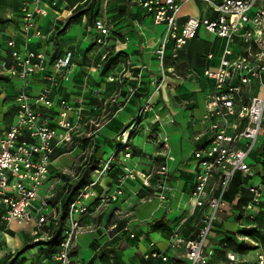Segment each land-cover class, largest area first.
<instances>
[{
  "label": "built area",
  "instance_id": "1",
  "mask_svg": "<svg viewBox=\"0 0 264 264\" xmlns=\"http://www.w3.org/2000/svg\"><path fill=\"white\" fill-rule=\"evenodd\" d=\"M189 1L208 4L217 14L216 19L191 16L181 24L176 17L179 4L175 0L141 2L154 17L155 24L164 26L156 51L161 66L170 43L180 50L194 40L201 29L228 41L230 45L240 38L246 46L244 54L237 59L234 51L227 47L223 51L219 70L205 71L206 77L214 82L213 88L205 94L207 112L203 123L209 125V141L207 146L193 154L199 161L200 171L191 202L194 209L207 208L208 212L202 217L195 240L186 242L176 234L170 239L168 249H185L190 264H238V255L232 252L218 260L217 252H223L224 248L214 247L209 238L222 222L218 214L225 209V197L238 174L249 180L256 176L263 178L261 185L249 188L253 200L243 207L244 214H250L253 204L264 199V192L261 191L264 189V173L261 175L255 165L247 162L264 139V7H258L264 0ZM48 7L59 9V1L31 0L23 6L20 26L22 49L17 48V35L11 36L6 42L10 55L0 59V71L11 82H19L17 119L10 126H0V209L6 210L1 223L6 231L16 233L26 228L22 225L31 228L36 242L50 239L46 229L61 215V206L55 204L49 194L40 195V191L50 178L56 150L72 141L74 132L81 128L84 121L85 109L83 105L75 109L58 95L61 83H69L73 77L74 54L69 52L64 57L55 58L51 64L53 70L49 72L46 55L30 47L35 40L44 37L39 21L49 16ZM256 7L258 9L254 11ZM95 29L100 33L96 43L105 45L112 36V28L104 20H97ZM208 58L212 60L213 55ZM166 76L167 71L162 68L160 79L152 82L155 92L162 89ZM40 80L45 85L37 96H33V86ZM143 89L140 82L135 90L130 91L138 93ZM152 107L150 100L143 99L142 110L145 113L151 112ZM55 108L59 110L58 128L46 118V110ZM70 112H74L73 118L69 116ZM153 118V122L160 121L158 116ZM128 137L127 132L123 133L125 140ZM164 142L167 144L168 140ZM116 164V154H113L93 170L96 180L78 192L69 204L60 246L50 256L45 246H36L37 251L28 264H74L71 253L83 230L82 217L91 216L104 206L118 202L124 195L122 184L113 193L100 196L96 193L102 178L110 174ZM125 171L120 177L122 182L136 178L134 167H127ZM163 171L168 170L164 167ZM214 179L218 180L219 187L211 190L210 183ZM160 189L158 197L167 201L173 189L168 186ZM214 192L216 194L211 195ZM91 200L93 202L88 204ZM231 219L236 220L233 213ZM125 230L130 231L129 228ZM131 237L134 238L133 235ZM151 247L154 248V245ZM145 258L165 263L169 261L168 253L156 250ZM258 262L264 264V254Z\"/></svg>",
  "mask_w": 264,
  "mask_h": 264
},
{
  "label": "crops",
  "instance_id": "2",
  "mask_svg": "<svg viewBox=\"0 0 264 264\" xmlns=\"http://www.w3.org/2000/svg\"><path fill=\"white\" fill-rule=\"evenodd\" d=\"M30 1H12L11 8L19 10L16 13L19 23L16 31L1 33L4 36L0 37V47L4 49L2 58L10 55V50L6 48L5 37L10 38L17 35V48L22 49L21 9ZM58 1L60 8L50 7L48 9L49 16L39 21L44 37L35 40L30 46L31 49L46 55L49 72L53 70L51 64L55 58L64 57L69 52L74 54L73 77L69 83H61L58 95L75 109L81 105L87 109L83 103V98L87 94L89 97L104 94L106 108L113 114V117L106 124L122 125L120 133L110 129L109 133L105 135L108 139V151H113L125 143L123 132L126 129L125 126L129 121L130 114L136 115V111L139 112L142 108L143 99L150 100L153 106L150 116H158L160 121L157 123L149 121V126L156 130L153 139H149V141L156 142L157 146L159 144V148L153 150L152 153L164 158L162 179L158 184L159 189L163 186L173 189L169 193L167 201H162L158 197L160 191L156 190L157 186L153 190V196L146 197L150 187V179L140 164V153L135 156L139 158V163L136 166L127 165L128 162L124 164L125 168L134 167L136 169L137 176L134 180L128 179L122 182L120 177L124 175L123 172H119L118 166L113 168L112 172L106 175L96 187L97 196L113 193L116 187L121 184L124 195L118 202L104 206L91 216L82 217L83 230L77 237L71 253L74 264H190L185 249L169 250L168 245L170 239L176 234L184 238L186 242L195 240L198 237L202 217L208 212L207 208L194 209L191 202L193 188L200 171L199 161L194 158L193 154L201 147L207 146L209 141V125L203 123L207 112L205 94L213 88L214 82L206 77L205 71L217 72L219 70L223 51L227 47L234 51L237 59L244 54L246 45L240 38H237L230 45L228 41L217 38L206 30L205 34H202L203 29H201L198 36L180 50L175 49L170 43L161 66L156 51L162 40L164 28L155 24L154 17L141 4L144 0H122L119 4L111 5L105 11L109 24L107 25L112 28V31L113 29H120L119 34L116 33L122 37H118L115 41L111 39L105 45H98L96 43L97 38H95V42L83 53V56L86 57V61H83L79 59L78 53L70 51L66 47L60 48V53L57 54L56 51L59 48L57 41L66 40L69 37L67 33L74 25L83 28L82 32L85 38H94L93 32L96 29L90 26L89 20L92 15L96 16V7L91 10L89 18L87 15H81L77 21L70 24L64 33L60 34L59 31L72 17L73 10L69 9L66 1ZM175 1L179 4L176 17L181 24L191 16L211 20L217 17L215 11L202 1ZM61 3L64 4L61 6ZM138 11L144 12L147 16L143 22L136 17ZM75 15L79 14L76 12ZM232 45H235V48L231 47ZM211 54L213 59L209 60L208 57ZM102 60L106 62L105 67L101 65ZM162 68L167 71V76L162 89L155 92L152 82L160 79ZM140 82L144 89L138 92L139 97L131 102L130 96L125 94ZM44 85L45 82L42 80L36 83L33 86L32 95L37 96ZM5 108L3 107V109ZM3 113L6 115L5 125L10 126L16 121L9 122L7 110ZM198 115L202 116L200 122L197 120ZM69 116L73 118L74 112H70ZM94 117L90 123L96 120ZM95 123L98 121L96 120ZM165 139L168 140L167 144L164 142ZM101 140L104 141V138ZM261 142L264 144V139ZM94 143L97 144L98 142L94 141ZM141 155H148V153L145 150ZM255 159V167L263 175L264 147L257 153ZM52 160V166L60 160H66L69 164L72 162L68 154L58 155L57 152ZM164 167L167 168V172L163 171ZM70 169H72V165L63 167L64 171ZM84 169L85 167H83ZM52 178L53 175L49 179ZM260 178L259 182L253 178L243 185L239 180L235 181L236 193L232 196L228 195V197L226 195V207L223 210V213L230 215L228 218L230 223L227 219H223L221 224L217 226V233H214L210 239V244L214 247L220 248L221 241L229 237V233H233L225 229V225H227L226 227L235 225L239 230L244 227V221L231 219L232 213L229 210L232 211V203L234 205L241 199L240 192L243 188L249 190L251 186L263 183V178ZM74 179L76 180V178ZM218 187V180H212L210 183L211 190L218 189ZM215 194L216 192L211 195ZM49 196L54 201V196L50 190ZM58 205L62 207L63 204L59 202ZM126 228H129L130 231H126ZM27 229L32 234L31 228H24L20 229L22 231L18 232L17 235L27 232ZM132 235L134 238L131 237ZM234 235L240 236L238 231ZM6 237L8 239V235ZM13 239L14 248L10 246L9 248L12 253H15L19 248H17L16 237ZM152 245L154 248L151 247ZM85 247L90 248L93 253L83 254L82 250ZM0 249L1 251L2 249L5 250L6 246L0 247ZM154 250L164 254L168 253L169 261L165 263L151 259L146 260L145 257ZM226 252L237 254L239 262L242 264H256L259 257L264 254V242H256L253 239L246 240L236 250H226ZM226 252L218 251L217 259L225 256ZM2 256H5L4 252Z\"/></svg>",
  "mask_w": 264,
  "mask_h": 264
},
{
  "label": "rangeland",
  "instance_id": "3",
  "mask_svg": "<svg viewBox=\"0 0 264 264\" xmlns=\"http://www.w3.org/2000/svg\"><path fill=\"white\" fill-rule=\"evenodd\" d=\"M13 0H0V37L2 36V32H8L16 31L17 26L19 23L18 16L16 13L19 10H13L11 7ZM26 2L27 0H23ZM61 1V0H60ZM68 3L69 9L73 10V15L77 12L79 14V17L81 15H91L90 12L93 10L94 7H96V16H91L89 22L90 26L95 28V23L97 20H104L106 24L107 18H106V10L110 8L113 4H119L122 2V0H63ZM64 3H61L62 6ZM258 7H264V3H260ZM258 7L255 8L254 11L258 9ZM50 7H48L49 9ZM137 18H140V20L143 22L147 16H145L144 12L136 14ZM46 19V18H45ZM79 19V18H78ZM152 20V17L150 18ZM44 21V20H43ZM109 25V24H108ZM164 28V26H162ZM83 28L74 25L69 30L67 35L69 36L66 40L60 41L58 40L57 47V54L60 53V48L66 47V49L70 51H75L79 55V59L86 61V57L83 56V53L88 49L93 42H95V38L100 36V33L96 30L93 32L94 38H85L83 36L82 32ZM116 32H120V29H113L112 36L110 39H108V42L113 39L114 41L118 37H122V35H118ZM202 34H205V30H202ZM80 40V41H79ZM66 41V42H65ZM107 42V43H108ZM56 46V44H55ZM231 47L235 48V45H232ZM83 48V49H82ZM4 55V49L0 47V58ZM101 65L105 67L106 62L105 60H102ZM7 78H9L7 75L4 74V72L0 71V126H5L4 122L6 121V115L2 112H5L6 110L9 112L7 115V119L9 122H14L17 119L19 109L17 107L16 103V95L19 92V82L18 81H12L10 83H7ZM10 79V78H9ZM138 85V84H137ZM137 85L133 86V88H130V90H135L137 88ZM143 91V90H142ZM249 91V89H248ZM247 91V92H248ZM249 94V92H248ZM126 96L129 95L131 102H134V99L139 97L137 93L128 91V93L125 94ZM124 95V97H125ZM80 100V98H78ZM77 99V100H78ZM127 99V98H126ZM84 100V105L87 107V109H84V121L81 125V128L77 129L73 134V139L70 143L63 145L59 149L56 150L58 155L61 154H68V157L71 159V164H69L66 160H60L58 162L54 163V166H51V174L50 178L53 175L52 179H49L46 184L42 187L40 191V195H46L49 194V190L51 191V194L54 196V201L56 204L61 202L62 204H66L68 202V199L70 200L72 197L73 192L71 191V184L69 182H77L78 178L83 170V167L88 166L90 168L91 166H94L96 164H101L102 162H106L110 156L113 154H116L117 159V165L119 167V172H123V174L126 173L124 164L128 162L127 165L130 166H136L139 163V158L135 157L138 153H140V164L144 168V172L147 174L148 179H150V187L149 191L146 193V197L153 196V190L156 187L158 191L159 189V183L162 179V166L164 163V158L158 155H154L152 152L155 149H158L159 144L157 146L156 142H151L149 139H153L154 132L156 130L152 129L151 126H149V121H152L154 118L151 117V112L145 113L142 108L139 110L136 115L130 114L129 121L126 123V129L123 133L127 132L129 134L128 139L123 144V146H119L115 150H109L107 148V141L106 134L109 133V130H113V132L120 133L121 132V124L116 125L115 123L112 124H106V122L113 117L112 112L106 108L105 104V97L104 94H101V96H95L92 95L89 97V94ZM3 107H6L3 109ZM115 115V114H114ZM58 108L55 109H47L46 110V118L49 119L50 124L58 128ZM95 116V117H94ZM93 117L98 121V123H95L96 120H94L93 123H90L93 121ZM116 117V115H115ZM201 115H198L197 120L201 121ZM153 122V121H152ZM99 138H98V137ZM101 138H104V141L101 140ZM98 142L97 144L94 143ZM264 147L263 142L259 143V145L256 148V152L253 156L249 157L247 162L249 164L256 165V159L255 156L257 153H259ZM80 149V150H79ZM142 150V151H141ZM146 150L148 155H141ZM55 152V153H56ZM53 161V160H52ZM255 163V164H254ZM66 165H72V169L68 171H64L63 167ZM122 168V169H121ZM88 182L93 183L96 179H94L93 171L89 170ZM76 178V180L74 179ZM103 179V178H102ZM256 182H259L261 180L260 176L255 177ZM102 181V180H101ZM264 192V189L261 190ZM250 196V195H249ZM252 199V197H249ZM93 200L89 201L88 204L92 203ZM253 206H261V203H254ZM231 208L233 209L232 205ZM231 213L232 211L229 210ZM250 214H244L242 217V221H244V224L247 223L245 220L248 218V216L254 215L252 211H249ZM219 217L222 219H227L229 216L223 212H220ZM226 220V221H227ZM239 221V219L237 220ZM236 221V222H237ZM228 223L230 221L228 220ZM244 225V226H245ZM228 231H231L233 233L239 231V228L237 226H229L226 227ZM52 229H54V226H52ZM8 235V239L6 235ZM30 230L27 229V232H22L18 235H16V239L18 242L17 248H22L23 245L28 243L29 238H31ZM14 237V238H15ZM212 237V236H211ZM209 238V240L211 239ZM8 240V243H7ZM9 244V245H8ZM6 246V249L1 251L0 249V264H8L9 262V256H12V251L10 250L9 246L11 248H14V239L13 236L10 235L8 231L5 230V227L3 226V223L0 222V247ZM236 245L231 244L229 245V250L233 251L234 247ZM13 250V249H12ZM5 254L6 257H3L2 254ZM83 254H92L90 248H84L82 250ZM25 257H21L18 259V264H22V262L25 260ZM256 264H259L256 263Z\"/></svg>",
  "mask_w": 264,
  "mask_h": 264
},
{
  "label": "trees",
  "instance_id": "4",
  "mask_svg": "<svg viewBox=\"0 0 264 264\" xmlns=\"http://www.w3.org/2000/svg\"><path fill=\"white\" fill-rule=\"evenodd\" d=\"M78 18H79V15H74L71 18H69L67 20L64 28L62 30H60L59 33L60 34L64 33L70 27V24L74 21H77ZM5 38H6V41H8L9 38L8 37H5ZM0 81H1V79H0ZM10 82H11V80L9 78H7V83H10ZM99 165L100 164H96L94 166H91L90 168H88V166H86L85 169L81 172V174L78 178V181L71 184V187H72L71 191L73 192L71 199L70 200L68 199V202L66 204L62 205L61 215H60L58 221L46 229L47 233L50 236V239L47 241L36 242L35 241L36 238L31 236V238H29L27 244L23 245V247L20 248L18 251H16L14 254H12V256H9L8 264H18V262H17L18 259H20L21 257H25V256H27V257L24 258L25 260L22 262V264L30 263L32 254H34L37 251V248H35L36 246H45L46 247L45 250H46L48 256H50L51 254H53L57 250V248L60 246V244L63 240L62 232L64 230V226H65L66 221H67L69 204L72 202L74 196L78 192H80L85 186L89 185V182L87 180L88 177H90L89 170L93 171L95 169H98ZM117 166H118L117 164L114 165V168ZM236 180H239L241 182V184L243 185V183L247 184L249 179H244L241 174H238L233 181L231 190L227 194V197H228V195L232 196L234 193H236V184H235ZM240 193L242 196L241 199L238 200L237 203L234 205L232 203V207H233L232 213L236 216V220L242 219V217L244 215L243 207L250 204L253 200V196L249 190L243 188V190H241ZM249 197H252V199ZM232 202H234V201H232ZM260 203H261V206H253L254 207V209L252 211L254 213V215H252L253 218L248 216V218L245 220V222L247 224L241 230L238 231V234L240 236H235L234 233H229L230 236L225 238L223 241H221L222 245L220 246V248H224L223 253H225L226 250H229L228 246L231 244L236 245L233 249V250H236V248L238 246L243 245L246 240L253 239L256 242H264V199ZM5 212H6V210L4 208L0 209V222H1L2 216L5 214ZM52 226H54V229H52ZM8 232L13 237H15L17 235V233L14 231H8ZM215 233H217V231ZM4 257H6V256H4ZM238 264H242V263L239 262Z\"/></svg>",
  "mask_w": 264,
  "mask_h": 264
},
{
  "label": "bare ground",
  "instance_id": "5",
  "mask_svg": "<svg viewBox=\"0 0 264 264\" xmlns=\"http://www.w3.org/2000/svg\"><path fill=\"white\" fill-rule=\"evenodd\" d=\"M22 226H24V227L28 228V227H27V226H25V225H22Z\"/></svg>",
  "mask_w": 264,
  "mask_h": 264
}]
</instances>
